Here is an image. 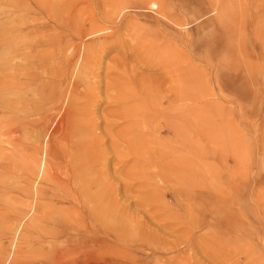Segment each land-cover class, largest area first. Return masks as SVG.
I'll use <instances>...</instances> for the list:
<instances>
[{
    "label": "rangeland",
    "instance_id": "obj_1",
    "mask_svg": "<svg viewBox=\"0 0 264 264\" xmlns=\"http://www.w3.org/2000/svg\"><path fill=\"white\" fill-rule=\"evenodd\" d=\"M20 1L0 0V26ZM51 2L58 104L68 106V77L80 81L97 135L69 140L64 187L27 179L0 125V264H264V0ZM180 67L184 99L172 90L166 103L161 88H176ZM122 93L135 97L128 108Z\"/></svg>",
    "mask_w": 264,
    "mask_h": 264
},
{
    "label": "bare ground",
    "instance_id": "obj_2",
    "mask_svg": "<svg viewBox=\"0 0 264 264\" xmlns=\"http://www.w3.org/2000/svg\"><path fill=\"white\" fill-rule=\"evenodd\" d=\"M51 1L52 0H21L19 2V5H17L19 6L18 8L15 5L16 11L10 14L7 25L4 24L3 26H0V64L4 65L6 62L10 64L7 70H4L0 67V72H3L0 75L4 74L3 76L7 78L0 80V125L4 127V134L9 136L8 149L10 150V153L8 154V157H13L14 162H17V169H23L24 175L27 179L43 176L45 180L52 182L55 185L66 187L68 185L69 178L66 177L64 182V178L60 176V174L64 173L63 170H61V168H64L63 165L66 166V164L70 163V161L72 160L71 156L73 155V147L71 148V146H69V140H71L72 138H74L75 140H79L83 138L87 139L88 137H95L97 135L95 133L97 128L92 127L91 117H89L90 115L88 109L91 107L88 106L89 108H87L80 105V101L86 100L89 102V99L92 98L94 94L89 95V92H86L84 94L78 93L76 90H79L77 89V87L79 86L80 81L72 79V76H67V83H70V86L67 89L69 90V92L72 91V94L68 99V106H59L58 104L60 95L58 92V89L60 87V80L58 78L61 74L60 67L62 65V59L58 55V19L53 9V3ZM43 6L46 7L43 8ZM37 9L39 10V12L34 13V11ZM81 35H83V32H80L78 37H80ZM112 42L114 44V42L116 41ZM115 44V46H117V43ZM117 49H119V47H117ZM84 57V60H86V62L87 60L92 59V66L98 63L97 55H95V57ZM101 65H99V67ZM91 67H89L88 70ZM115 67L117 70L121 68L118 66ZM121 69L124 70L123 68ZM6 73L7 76L5 75ZM184 73L185 72L183 71V68L180 67L179 76L176 75L178 76L176 79L178 80L177 83L179 85L177 84L175 89L170 88L168 84V86H162L163 88L161 89L164 93V100L166 103H169L168 93L172 90H176L175 92H177V95L179 94V96H181V100L184 99ZM119 98L120 109L121 106L128 108L126 102L130 103L135 101V97L132 98L127 95H123V93L119 95ZM132 106H134V104L129 106V108H132ZM79 111L80 115H78L77 113ZM133 111L134 113L135 111H137V108H135V106L133 107ZM180 116L182 117V114H180ZM85 119L87 120L88 125L84 121ZM180 121L182 125V119H180ZM110 124L111 123H109V125ZM167 125V122H165V133L169 132ZM253 127L254 125L252 126V128ZM92 141L97 146V140ZM6 146L7 145H5V147ZM74 158H80L82 160L81 163L83 168L85 158L82 155L75 156V154ZM91 158L92 157L90 156L89 160H91ZM90 166L91 170L96 174V171L93 169L92 162H90ZM82 175L83 173H79V177ZM81 187L84 189L83 186ZM8 188L9 187H7V191ZM65 192L66 195L62 197H70L73 199L75 198L74 194L71 191L67 190ZM35 193L36 191L30 190L28 196H32ZM82 196L84 200L93 198L91 194L86 192L82 193ZM69 201L71 202V200ZM46 209L47 208L44 209V207L39 208V210H41V213H47L48 210ZM14 213L21 219H25V217L28 218L30 216L29 211H26V213L14 211ZM52 229H54V227ZM50 234H53V232ZM79 241L80 240H78V242ZM90 244L100 247L107 245V243H105L104 241L93 240V238L92 240L90 239ZM85 247H90L89 243L85 244ZM86 252L88 254V251ZM86 258H89L92 264H100L99 260L94 256L89 255ZM101 264L122 263L107 257L102 258Z\"/></svg>",
    "mask_w": 264,
    "mask_h": 264
}]
</instances>
